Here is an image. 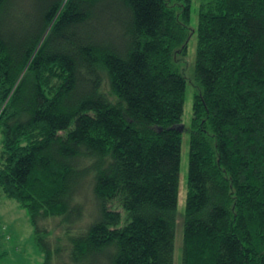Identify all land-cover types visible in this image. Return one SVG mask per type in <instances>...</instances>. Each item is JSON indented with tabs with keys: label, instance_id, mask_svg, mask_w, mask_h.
I'll use <instances>...</instances> for the list:
<instances>
[{
	"label": "trees",
	"instance_id": "1",
	"mask_svg": "<svg viewBox=\"0 0 264 264\" xmlns=\"http://www.w3.org/2000/svg\"><path fill=\"white\" fill-rule=\"evenodd\" d=\"M190 12L0 0V191L43 264H173L194 32L181 264H264V0H202L196 28Z\"/></svg>",
	"mask_w": 264,
	"mask_h": 264
},
{
	"label": "rangeland",
	"instance_id": "2",
	"mask_svg": "<svg viewBox=\"0 0 264 264\" xmlns=\"http://www.w3.org/2000/svg\"><path fill=\"white\" fill-rule=\"evenodd\" d=\"M202 0H191L190 25L196 28L197 13ZM196 51V32L187 40L186 54L183 61L177 66L186 76V89L183 103L182 123L186 127L181 133L180 164L178 172V197H177V223L174 237V260L173 264H181L182 258V213L184 211L186 195V179L188 170V137L191 126L193 93L197 90L194 79V63ZM77 197L88 195L83 190ZM83 198V197H82ZM88 214L77 223L81 226L87 221L91 214L90 206L87 208ZM94 212V211H93ZM2 244V247H1ZM5 248V252L0 255L1 264H43V253L37 246L33 227L28 220V215L15 199L4 196L0 191V251Z\"/></svg>",
	"mask_w": 264,
	"mask_h": 264
}]
</instances>
